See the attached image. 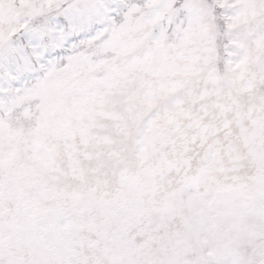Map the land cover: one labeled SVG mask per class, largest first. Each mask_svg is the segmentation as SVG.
<instances>
[{
	"label": "rangeland",
	"instance_id": "374dc122",
	"mask_svg": "<svg viewBox=\"0 0 264 264\" xmlns=\"http://www.w3.org/2000/svg\"><path fill=\"white\" fill-rule=\"evenodd\" d=\"M0 264H264V0H0Z\"/></svg>",
	"mask_w": 264,
	"mask_h": 264
}]
</instances>
